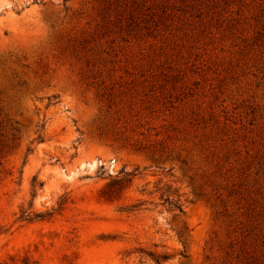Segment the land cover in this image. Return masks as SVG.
Instances as JSON below:
<instances>
[{"label": "rangeland", "instance_id": "1", "mask_svg": "<svg viewBox=\"0 0 264 264\" xmlns=\"http://www.w3.org/2000/svg\"><path fill=\"white\" fill-rule=\"evenodd\" d=\"M0 264H264V0H0Z\"/></svg>", "mask_w": 264, "mask_h": 264}, {"label": "trees", "instance_id": "2", "mask_svg": "<svg viewBox=\"0 0 264 264\" xmlns=\"http://www.w3.org/2000/svg\"><path fill=\"white\" fill-rule=\"evenodd\" d=\"M36 137L38 139H41V134H37ZM130 172H125L121 176H114L109 181L106 182L102 194L108 198H118L120 196L121 190L123 189V183L124 181H130L131 177L126 176ZM31 191L32 193L35 190V187L38 185H41V181H35L34 177H32L31 180ZM159 190L158 192V198L161 201H166L168 203L167 209L168 210H174L177 212L182 211V206H181V199H180V193L178 192L176 187L170 188V185L166 186H156L154 190ZM31 193V194H32ZM142 201L134 204H129V205H118L119 210H126L130 209L131 207L141 203ZM61 203V201H60ZM31 206V200L28 201L26 206H21L19 208V213L17 215L18 220L22 221H29L32 219H40L43 217H48L51 215L53 212V209L50 210H45V211H34L30 209ZM139 251H142L139 249ZM156 262H158L160 259H165L168 255L166 253H154V252H147Z\"/></svg>", "mask_w": 264, "mask_h": 264}]
</instances>
